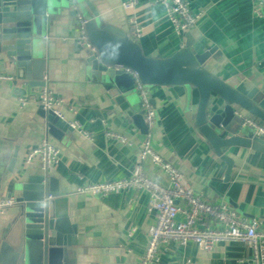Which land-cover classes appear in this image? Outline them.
I'll list each match as a JSON object with an SVG mask.
<instances>
[{
  "label": "crops",
  "instance_id": "crops-1",
  "mask_svg": "<svg viewBox=\"0 0 264 264\" xmlns=\"http://www.w3.org/2000/svg\"><path fill=\"white\" fill-rule=\"evenodd\" d=\"M87 1L103 26L128 36H133L129 21L140 26L142 36L137 40L146 58L167 59L183 46L186 34L176 36L163 10L147 0H141L129 13L120 9V0ZM186 1L194 12L201 13L196 26L187 33L193 48L199 53L214 50L205 70L222 81L241 77L264 95V19L255 15L251 0ZM49 24L42 82L71 108V112L60 110L64 120L76 122L91 142L75 132L73 142H55L47 136L39 117L37 97L41 88L23 84L15 89L10 83H0V199L8 198L15 184L45 173L38 159L26 166L24 160L41 140H46L60 150V162L47 171V176L55 181L63 216L76 228L71 247L73 264H140L148 228L153 224V215L147 212V197L130 191L94 198L75 191L80 184L125 178L138 164L136 155L144 136L124 116L128 107L119 95L86 81L87 50L77 43L75 19L60 15L49 19ZM0 75L14 78L13 71L1 61ZM144 92L156 114L151 142L155 153L179 169L205 203H222L241 218L256 220L264 228V154L230 149L226 156L233 168L229 182L224 184L226 166L191 127L196 94L184 87H147ZM22 99L26 105L20 108L18 100ZM102 122L109 131L126 136L129 144L105 140ZM142 170L152 180L165 184L162 174L150 164H144ZM178 205L183 207L181 202ZM16 213L13 207L0 215V243L7 237ZM130 228H135L137 234L130 243V253H126L118 244ZM251 258L250 250L241 243H223L209 253L193 246L181 249L171 243L160 251L159 264H250Z\"/></svg>",
  "mask_w": 264,
  "mask_h": 264
},
{
  "label": "water",
  "instance_id": "water-1",
  "mask_svg": "<svg viewBox=\"0 0 264 264\" xmlns=\"http://www.w3.org/2000/svg\"><path fill=\"white\" fill-rule=\"evenodd\" d=\"M74 8L84 23L87 42L95 50L86 53V81L119 95L128 107L124 116L142 136L147 129L136 81L142 87H184L196 94L191 127L226 166L224 184L233 168L226 156L230 149L264 154V139L242 126L250 120L264 128V95L241 77L222 81L205 70L214 50L197 52L186 34L182 48L171 57L146 58L135 37L103 26L87 0H0V61L13 71L20 86L44 87L49 19L60 15L75 19ZM39 117L52 140L62 145L74 141V131L65 122L41 110ZM8 198L14 199L17 213L0 243V264H73L76 228L63 216L55 181L47 172L15 184Z\"/></svg>",
  "mask_w": 264,
  "mask_h": 264
},
{
  "label": "built area",
  "instance_id": "built-area-1",
  "mask_svg": "<svg viewBox=\"0 0 264 264\" xmlns=\"http://www.w3.org/2000/svg\"><path fill=\"white\" fill-rule=\"evenodd\" d=\"M140 1L120 0V9L125 13L132 12ZM147 1L150 5L158 6L163 10L169 27L178 37L189 33L201 18V13L194 12L186 0ZM251 2L254 5L255 15L264 19V0H251ZM73 12L77 23V43L94 53V48L87 42L84 23L80 15L75 8ZM128 25L133 37L141 38L142 28L133 21H129ZM2 82L12 84L15 89H19L20 86L11 76L0 75V83ZM135 92L140 98V109L143 112V121L147 129V134L140 142L136 155L138 164L122 180L80 184L75 193L104 198L133 191L147 197V212L153 215V224L148 228V242L140 264H159L160 251L171 243L177 244L181 249L193 246L200 252L209 253L218 245L230 242L241 243L250 250L252 257L250 264H264V230H262L264 228L260 227V222L241 218L222 203H205L192 191L183 173L155 153L151 142L156 114L146 97L144 88L139 85L138 81L135 84ZM18 105L23 108L26 101L18 100ZM37 108L65 122L68 128L88 143L91 142L90 136L81 130L76 122L64 120L60 110L65 108L71 112V108L64 100L54 96L45 87L39 90ZM101 126L105 140L123 146L129 144L126 136L109 131L106 123L102 122ZM242 126L250 128L256 137L264 139L263 127H259L250 120H245ZM34 159H38L41 169L47 172L59 164L60 150L51 146L46 140H41L38 146L27 153L24 165H29ZM147 163L162 174L165 184H160L143 173V165ZM178 202H181L183 207L179 206ZM16 206L13 198L0 199V215ZM136 234L135 228L128 229L118 244V248L130 253L129 246Z\"/></svg>",
  "mask_w": 264,
  "mask_h": 264
},
{
  "label": "rangeland",
  "instance_id": "rangeland-1",
  "mask_svg": "<svg viewBox=\"0 0 264 264\" xmlns=\"http://www.w3.org/2000/svg\"><path fill=\"white\" fill-rule=\"evenodd\" d=\"M143 88H147V87H143Z\"/></svg>",
  "mask_w": 264,
  "mask_h": 264
}]
</instances>
